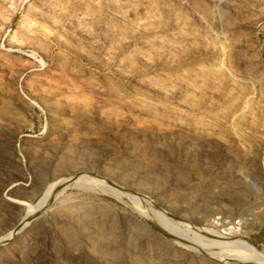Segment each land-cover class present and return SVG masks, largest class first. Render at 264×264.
<instances>
[{
    "label": "rangeland",
    "instance_id": "obj_1",
    "mask_svg": "<svg viewBox=\"0 0 264 264\" xmlns=\"http://www.w3.org/2000/svg\"><path fill=\"white\" fill-rule=\"evenodd\" d=\"M219 3L0 0V264L264 252V0Z\"/></svg>",
    "mask_w": 264,
    "mask_h": 264
},
{
    "label": "bare ground",
    "instance_id": "obj_2",
    "mask_svg": "<svg viewBox=\"0 0 264 264\" xmlns=\"http://www.w3.org/2000/svg\"><path fill=\"white\" fill-rule=\"evenodd\" d=\"M223 9H222V0H220V3L217 7V9L214 11V14H215V18L216 19V22L219 23L221 22V19H222V16H223ZM213 14V13H212ZM225 15V14H224ZM214 21V20H213ZM215 22V21H214ZM222 23V22H221ZM224 32V30L222 31ZM222 32L219 33L218 32V35H222ZM217 35V34H215ZM217 35V37H218ZM216 37V36H215ZM220 37V36H219ZM218 37V38H219ZM214 39V38H213ZM252 160L250 159H247L245 163H248ZM255 162V161H254ZM251 164V162H250ZM78 173V172H77ZM68 178H72L73 176L76 175V172L73 171L69 174H67ZM80 178H78V180L76 179V181H74V183L76 184V186L79 185V183L81 184L82 181H79ZM78 184V185H77ZM75 186V185H74ZM49 191V190H48ZM52 192V191H51ZM45 201H41L39 202V207L43 206ZM35 208H38V205L37 207ZM34 209V208H33ZM35 210V209H34ZM247 212V210H246ZM28 213V212H27ZM243 213V212H242ZM31 211H30V215L27 214L24 221H21L19 222L18 224H16V226H18L20 223L23 224L25 222V220H27L29 218V216H31ZM154 215L158 218V221H159V225L166 231L168 232L169 234L171 235H174L178 238H181V239H184L185 237L176 229V227H171L169 224H168V221L164 218V216L160 215V213H157L156 211H154ZM173 226V225H172ZM203 232L207 233L209 236L213 237L211 239H208L210 240L208 243H201V247L203 246L204 248H207V247H215V248H218L219 251L216 252V251H213V252H216V253H210L212 255L211 258H213L214 260H222V259H231L232 258L233 260H236V261H242V262H246V263H251V264H264V252L261 251L259 252L252 244H250L247 240H245L243 237L241 236H238L234 239H231V240H222L225 239V238H230V237H223L217 233H214L212 232L211 229H202ZM204 233V234H205ZM193 235V234H192ZM237 235V234H236ZM184 238H183V237ZM202 236V235H201ZM205 237V236H204ZM187 238V237H186ZM195 238V237H193ZM188 239V238H187ZM196 239V238H195ZM194 239V240H195ZM206 239V238H205ZM192 240V239H191ZM197 240H198V237H197ZM207 240V239H206ZM196 241V240H195ZM201 241V240H200ZM199 244V243H198ZM240 255V256H238ZM235 256H238V257H235ZM212 263V262H211Z\"/></svg>",
    "mask_w": 264,
    "mask_h": 264
},
{
    "label": "built area",
    "instance_id": "obj_3",
    "mask_svg": "<svg viewBox=\"0 0 264 264\" xmlns=\"http://www.w3.org/2000/svg\"><path fill=\"white\" fill-rule=\"evenodd\" d=\"M236 225V222L231 223L229 225H221L217 220H214L213 222V227L219 231L221 234L228 235L234 228V226Z\"/></svg>",
    "mask_w": 264,
    "mask_h": 264
}]
</instances>
